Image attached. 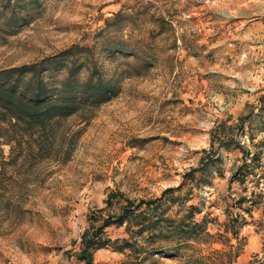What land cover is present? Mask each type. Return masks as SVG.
<instances>
[{
    "label": "rangeland",
    "instance_id": "obj_1",
    "mask_svg": "<svg viewBox=\"0 0 264 264\" xmlns=\"http://www.w3.org/2000/svg\"><path fill=\"white\" fill-rule=\"evenodd\" d=\"M33 63L77 109L35 124V166L0 198V264H88L90 215L126 198H158L154 218L195 205L202 226L152 236L113 224L94 264H264V0H0V70ZM204 149L215 160L165 196ZM244 159L250 178L230 183Z\"/></svg>",
    "mask_w": 264,
    "mask_h": 264
},
{
    "label": "trees",
    "instance_id": "obj_2",
    "mask_svg": "<svg viewBox=\"0 0 264 264\" xmlns=\"http://www.w3.org/2000/svg\"><path fill=\"white\" fill-rule=\"evenodd\" d=\"M45 71L48 70L46 68L42 70L35 63L0 70V146H10L8 158L4 155V151L0 150V198L6 195L10 187L24 183L26 180L22 175L30 172L35 166V124L40 128H47L57 117L68 116L77 109L76 102L70 100L67 96L54 99L49 95V82L47 81L50 77L45 75ZM72 85L70 81H67L62 84V87L66 89ZM90 90L91 87L86 86V91ZM222 127L219 126L213 132V145L217 140L222 141L219 133L220 128L224 130V126ZM225 133H228V131H225ZM42 149V146H36L38 152ZM204 152L206 155L201 159V167L186 172L181 185L177 188H167L163 193L165 196L176 190L181 191L188 182L195 180V171L206 169L215 160V152L213 153L212 150L207 149H204ZM252 159L260 163L257 153L253 155ZM250 166L251 164L247 159H244V162L232 172L229 179L230 183L237 181L240 184H246L251 174ZM259 196L263 195L259 194ZM112 198L113 196H110L107 199L109 205L113 204ZM126 199L127 202L122 205L118 214L106 218L98 216V211H95L90 215V226L83 234V245L79 255L88 264H94L93 246L102 241L105 229L113 224L124 225L136 221L139 225L137 231L143 233L144 230L149 228L152 236L156 234L155 231L161 223H165L167 231L177 233H194L198 227L202 226V223L195 220V209H198L195 205H191L187 214L179 219H170L164 215L154 218L149 210L151 207L158 208V198L148 202L145 200L136 202L130 198ZM146 203L149 206L145 209L144 205ZM235 203L240 207H246L245 209L251 212L252 208L261 205V200L241 196ZM100 221L101 224H97ZM163 229L161 228L160 231H164ZM114 243H122L119 247L121 250L131 245L128 239L123 241L117 239Z\"/></svg>",
    "mask_w": 264,
    "mask_h": 264
}]
</instances>
